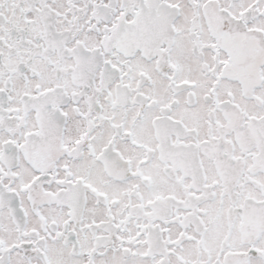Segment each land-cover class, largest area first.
Instances as JSON below:
<instances>
[{"label": "snow or ice", "instance_id": "obj_1", "mask_svg": "<svg viewBox=\"0 0 264 264\" xmlns=\"http://www.w3.org/2000/svg\"><path fill=\"white\" fill-rule=\"evenodd\" d=\"M0 264H264V0H0Z\"/></svg>", "mask_w": 264, "mask_h": 264}]
</instances>
